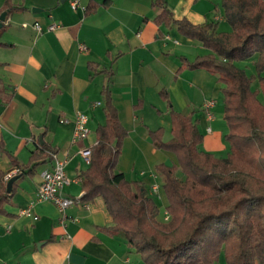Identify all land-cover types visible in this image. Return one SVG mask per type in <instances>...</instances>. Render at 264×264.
<instances>
[{
  "label": "crops",
  "instance_id": "crops-1",
  "mask_svg": "<svg viewBox=\"0 0 264 264\" xmlns=\"http://www.w3.org/2000/svg\"><path fill=\"white\" fill-rule=\"evenodd\" d=\"M73 1L79 4L76 9ZM156 1L0 0V16L7 11L0 27V183L7 187L19 175L0 201V264H146L123 235L112 232L114 218L102 196L75 202L67 209L65 225L51 201L36 202L31 216L19 214L35 199L41 172L52 168L53 150L67 158L66 172L74 179L62 193L83 194L89 164L81 150L98 142L107 90L128 130L123 147L132 156L122 172L155 198L151 186L158 183L163 211L168 202L156 166L166 161L163 149L152 143L151 130L163 128L167 141L171 112L190 114L203 134L202 150L220 157L228 151L223 84L218 75L189 65L209 50L174 21L159 20L163 7ZM163 1L176 20L214 22L218 30L230 31L222 29L227 22L220 0ZM53 23L57 27L47 29ZM209 99L215 100L213 120L204 110ZM78 111L88 115L90 134L72 142ZM64 118L70 122H61ZM43 145L51 149L49 156L20 175L17 169H28L32 151ZM212 264L227 263L222 255Z\"/></svg>",
  "mask_w": 264,
  "mask_h": 264
},
{
  "label": "trees",
  "instance_id": "trees-1",
  "mask_svg": "<svg viewBox=\"0 0 264 264\" xmlns=\"http://www.w3.org/2000/svg\"><path fill=\"white\" fill-rule=\"evenodd\" d=\"M156 4L163 7L159 20L174 21L209 50L189 65L218 75L223 84L228 153L220 157L201 149L203 134L190 114L171 112L167 141L163 128L151 130L153 145L177 157V163L156 166L170 214L168 221L159 219L157 199L140 181L117 171L128 130L107 90L106 122L98 126V142L91 147L81 200L102 196L114 218L112 232L123 235L146 264H212L222 255L227 264H264V101L259 97L264 96V0H220L230 31L218 30L214 22L176 20L163 0ZM246 59L255 60L251 75L236 65ZM256 81L259 89L252 86ZM50 151L45 145L32 151L30 166L20 175L32 172ZM8 195L0 183V201Z\"/></svg>",
  "mask_w": 264,
  "mask_h": 264
},
{
  "label": "built area",
  "instance_id": "built-area-1",
  "mask_svg": "<svg viewBox=\"0 0 264 264\" xmlns=\"http://www.w3.org/2000/svg\"><path fill=\"white\" fill-rule=\"evenodd\" d=\"M78 5L79 4L77 1H73L71 3L73 9H76ZM34 26L38 31L43 30V27L38 22H35ZM56 27L57 25L53 23L50 24L47 29H55ZM81 49L86 50L87 46L82 45ZM214 106V99L206 100V102L204 103V110L208 120H213L215 117L212 111V108ZM88 119L89 118L86 113L81 111L76 112L75 119L73 121L74 129L72 135V142L83 140L88 137V135L90 134V129L88 127ZM61 122L68 123L70 122V120L64 118L63 120H61ZM207 130L208 132H211V126H208ZM81 154L83 155L85 161L89 164L91 158V148L82 149ZM51 157L53 160V166L51 169H44L41 172L35 199L30 201L26 207L21 208L19 210V214L31 216L33 207L36 202L51 201L57 205L61 214V223L65 225L66 220L68 218L67 209L72 206L75 202H81L82 195H80L79 197H73L64 195L62 193L64 186L69 185L71 182L74 181V179H71L66 172V157H60L58 152L56 151L51 152ZM17 171H20V169H17ZM10 176L11 174H8L6 176V179L8 180ZM76 180L82 181V178L78 177L76 178ZM159 191L160 185L158 183H154L151 186V193L159 198ZM163 219L165 221H168L170 219V214L168 213L166 208L163 211Z\"/></svg>",
  "mask_w": 264,
  "mask_h": 264
},
{
  "label": "rangeland",
  "instance_id": "rangeland-1",
  "mask_svg": "<svg viewBox=\"0 0 264 264\" xmlns=\"http://www.w3.org/2000/svg\"><path fill=\"white\" fill-rule=\"evenodd\" d=\"M225 22H227V21H225ZM222 29L223 30H231L230 23H228V22L227 23H224ZM254 59H250V60H247L246 59V60H242V61H237L236 62V65L238 67H241V68L246 69L247 73L249 75H251V74H253V73L256 72L255 66H254V61H255ZM252 86H253L254 89H259V87H260V85H259V83L257 81L256 82H253L252 83ZM259 97H260V99H262L264 101V96H263V93L262 92L259 93ZM222 118L225 121V119H224V112H223ZM225 123H226V121H225ZM226 125H227V123H226ZM227 130H228V128L226 129V131ZM161 152H163V159H165L164 161H166L168 164L177 163V157H176V155L174 153H172L170 151H166V150H162ZM227 153H228V151H226L225 154H223L222 156H225ZM122 156H124L123 158H125V159H123L124 161H120V158H122ZM131 156L132 155L129 154L128 150H124V147H123V144H122L120 156H119L118 163H117V169L123 171V169H125L126 167H128L129 165L126 164V163H129V158ZM123 162L126 164V166H125V164ZM139 167L140 166H137V168H139ZM124 174L127 176V173L124 172ZM178 176L183 177V175L181 174V172H178ZM163 180H164V178H163ZM156 199H158V197H156ZM167 202H168V200H167ZM162 213H163V207L161 206V213L159 215V219H161V220L164 221L163 216H162Z\"/></svg>",
  "mask_w": 264,
  "mask_h": 264
},
{
  "label": "water",
  "instance_id": "water-1",
  "mask_svg": "<svg viewBox=\"0 0 264 264\" xmlns=\"http://www.w3.org/2000/svg\"><path fill=\"white\" fill-rule=\"evenodd\" d=\"M33 11H40V9L35 7V8H33ZM6 16H7V11H4V12L1 14V16H0V21H1V23H0V27L2 26L3 21H5ZM18 178H19V175H15V176H13V177L10 178V180L8 181V184H7V191H8V192H11V190H12V186H13V183H14Z\"/></svg>",
  "mask_w": 264,
  "mask_h": 264
}]
</instances>
